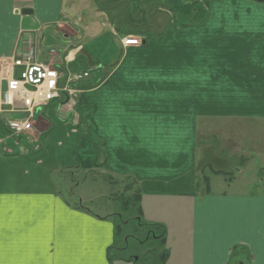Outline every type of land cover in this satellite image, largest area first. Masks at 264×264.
Segmentation results:
<instances>
[{"label": "crops", "instance_id": "1", "mask_svg": "<svg viewBox=\"0 0 264 264\" xmlns=\"http://www.w3.org/2000/svg\"><path fill=\"white\" fill-rule=\"evenodd\" d=\"M182 1L188 5L0 0V90L21 57L53 63L63 75L90 72L73 96L37 115L56 109L65 126L84 130L73 151L78 165L37 172L43 160L35 162L30 149L38 150L35 138L48 126L36 123L21 136L34 143L29 148L0 120V264H130L119 248L118 220L132 206L125 193L137 205L139 227L147 204L173 215L190 209L187 264H264V179L260 193L219 192L206 173L222 176L231 188L234 178L215 170L210 155L218 150L224 166L235 158L248 164L252 148L264 155V9L251 0L209 6L197 0L201 7L192 17L202 12V19L181 24L173 18L177 6L184 10ZM135 17L146 21L133 23ZM128 38L141 44L124 46ZM235 130L261 132L260 144L249 143L247 134H228ZM72 169L98 172L112 183L133 181L135 188L123 192L120 213L100 215L50 191L48 178ZM151 221L168 244L165 223ZM183 257L174 264H184Z\"/></svg>", "mask_w": 264, "mask_h": 264}, {"label": "rangeland", "instance_id": "2", "mask_svg": "<svg viewBox=\"0 0 264 264\" xmlns=\"http://www.w3.org/2000/svg\"><path fill=\"white\" fill-rule=\"evenodd\" d=\"M196 1L197 0H186L188 5H185V2L182 1V5L185 6L186 9L189 5L192 9L186 10L184 8V10H182L177 6L175 8L177 11L176 17L173 18V21L175 20L181 24H191L195 22L197 23L200 19H202V12L200 15L197 14V18L192 17V15H195V11L201 7V5ZM206 1L209 6L213 0ZM251 2L255 1L251 0ZM256 8L258 10L264 9V5L256 3ZM134 19L133 23H144L146 21L145 19L139 20L137 17ZM171 21V18L166 19V23L168 24H170ZM42 117L43 116H37L34 121L38 124L40 123V125L46 124L48 129L38 138H35V147H38L37 151H33L31 147L34 143L30 144L28 139H23L21 136L15 137L16 139L19 138L21 145L31 148V154H35V162L37 161V158H41V160H43V164L35 166V170L37 172H47L57 170L60 166L68 167L78 165L79 162L75 160V154L73 151L75 149H79L82 137L85 135L84 130H81L80 133L76 134V129L71 126H65V124L59 120L56 109L49 111L48 117ZM248 123L249 125L251 124L252 127V123ZM253 127L255 128L256 124L253 125ZM40 129L43 131L44 127L41 126ZM228 134L233 135V137L237 139L240 138V134H243V136L247 134L249 143L254 141L253 143L256 144L257 147L260 144L258 141L261 137L257 136V134H261V132L256 134L252 131L246 133L241 130H235L233 133ZM217 151L212 153L209 158L213 168L215 170L218 169L230 173L232 178L235 180V185L229 188L222 176H215L210 172V170H207L206 173L212 178V187L214 191H229L232 193L246 192L250 194L257 192L260 193L262 191L263 187L261 182L262 179H264V155L260 154L259 151L254 152L256 149L252 148L248 152V164H242L240 163L239 158H235L231 164L228 163V165L224 166L222 165L224 162L223 157L218 156L216 154ZM261 151H264V148ZM64 161L66 164L62 163ZM240 170L242 172H239ZM96 174H98V172L95 174L84 171L79 172L76 171V169L67 171L65 174L56 173L52 177L48 178L52 184V189H50V191H58V193L61 194V197H64L66 200L72 202L73 204L83 205L100 215L120 213L123 210L122 208L124 205L120 200L123 192L125 193L128 191L129 187H133L134 189L135 184H133V181L128 180L124 181L122 184H118L117 182H113L115 183L113 184L106 176ZM43 176H45V174L42 175V180L40 181L41 183L46 181ZM123 189H125V191ZM125 197L129 198L130 201L128 204L130 203L132 206H129L127 210L124 209L122 217L118 220V223L121 224L119 248L122 256L128 257V259L132 260L133 262L130 264H174L175 260H179V258L183 257L186 252L185 244H187V242L185 241L189 234V226L191 222L190 209L185 208L178 213L175 212L173 215V212L170 210L168 211L165 209L157 211L151 206V204H147L144 206V208L146 207L144 209L145 216L144 218H141L144 226L139 227V223L136 220L137 205L135 206L133 196L129 193H125ZM151 220H162L165 223L163 224L165 225L164 229H167L169 233L168 244L162 245V231L159 230V227L152 226L156 225V222ZM174 229H178L180 231L183 236V241L177 240V233L174 232ZM125 240H127V244H125ZM179 243H181L182 246H179ZM163 253L168 255L165 262L161 259ZM180 254L182 255L180 256ZM183 258L184 264H187L186 257Z\"/></svg>", "mask_w": 264, "mask_h": 264}, {"label": "built area", "instance_id": "3", "mask_svg": "<svg viewBox=\"0 0 264 264\" xmlns=\"http://www.w3.org/2000/svg\"><path fill=\"white\" fill-rule=\"evenodd\" d=\"M124 46H139L140 40L128 38ZM90 72L63 75L53 63H39L31 57H21L13 62V73L5 90H0V120L5 121L12 137L27 136L35 130L38 114L50 105L73 96ZM7 114H17L14 119Z\"/></svg>", "mask_w": 264, "mask_h": 264}, {"label": "trees", "instance_id": "4", "mask_svg": "<svg viewBox=\"0 0 264 264\" xmlns=\"http://www.w3.org/2000/svg\"><path fill=\"white\" fill-rule=\"evenodd\" d=\"M253 1H255L256 3H259V4H263L264 5V0H253ZM118 230H119V232L121 231V224L118 226ZM164 235L162 234L161 235V240L163 241L162 243H164ZM167 254H164L163 253V255H162V258L161 259H163V261L165 262L166 261V259H167Z\"/></svg>", "mask_w": 264, "mask_h": 264}, {"label": "water", "instance_id": "5", "mask_svg": "<svg viewBox=\"0 0 264 264\" xmlns=\"http://www.w3.org/2000/svg\"><path fill=\"white\" fill-rule=\"evenodd\" d=\"M22 13H23V14H31L32 12H31V10H25V11H23Z\"/></svg>", "mask_w": 264, "mask_h": 264}]
</instances>
